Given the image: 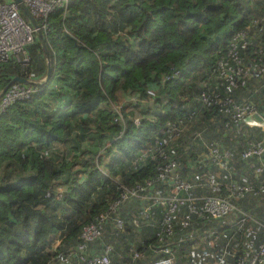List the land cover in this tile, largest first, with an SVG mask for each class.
Instances as JSON below:
<instances>
[{"label": "trees", "instance_id": "16d2710c", "mask_svg": "<svg viewBox=\"0 0 264 264\" xmlns=\"http://www.w3.org/2000/svg\"><path fill=\"white\" fill-rule=\"evenodd\" d=\"M263 8L264 0H67L65 9L50 11L47 27L41 29L49 75L27 98L0 112V264H73L74 257L61 263L55 253L73 250L82 225L98 221L100 213L107 214L101 219L102 233L87 244L85 253H101L108 244L109 264H115V252L120 255L117 264H141L142 260L150 264L152 248L168 242L172 249L177 230H203L204 222L193 217L185 227L172 221V231L162 232V205H151L146 216L138 214L145 197L130 196L113 210L109 204L120 198L123 188L145 185L147 180L146 193L164 192L166 182L156 175L157 165L166 158L176 160L181 177L192 180L207 169L220 170V180L225 179L224 169L205 161L202 143L192 141L198 146L189 150L183 145L185 130L197 116L207 123L195 131L232 149L233 168L239 160L256 161V157L243 159L240 151L249 140L263 137L264 128L243 123L240 128L246 132L239 143L223 144L205 137L216 119L219 128L227 131L222 126L224 116L214 104H204L200 93L218 92L235 101H249L264 115V75L251 73L235 86L213 78L218 56L239 29L247 27L250 40L240 49L243 63L264 61V38L258 43L252 37L253 29L264 30V15L261 21L253 17L256 9L263 14ZM25 50L28 62L24 66L13 58L0 63V88L15 74L26 76L33 71L35 77L44 76L45 56L36 36ZM173 68L179 69L178 76L161 82L162 75ZM147 88L153 89L152 96ZM116 106L120 115L114 111ZM177 118H182L185 129L162 145L166 156L138 158L154 137L164 135L165 122ZM190 169L191 178L186 176ZM217 192L223 194L224 186ZM128 205H135L133 212L125 209ZM153 213V225L146 224ZM115 215L122 219L121 229L113 225ZM135 216L140 222L136 225L132 223ZM108 221L112 242L102 241ZM215 225L217 230L222 226L218 221ZM255 226L249 234L252 249L263 237ZM128 227L136 233V247L125 236ZM145 227L149 232L143 237ZM120 243L123 252L116 249ZM135 250L143 256L132 258ZM172 253L183 264L184 257L173 249ZM240 253L234 252L231 262Z\"/></svg>", "mask_w": 264, "mask_h": 264}, {"label": "built area", "instance_id": "2783aa9c", "mask_svg": "<svg viewBox=\"0 0 264 264\" xmlns=\"http://www.w3.org/2000/svg\"><path fill=\"white\" fill-rule=\"evenodd\" d=\"M35 17L38 27L45 29L47 27V15L54 8L62 7L65 9L67 0H22ZM248 28H242L234 32L228 43V48L221 53L215 63L213 70V78L219 83H226L235 86L237 83L242 84L244 79L251 73L264 75V61H254L250 66L243 63V55L240 51L250 40L248 39ZM35 37V28L28 20H25L20 14L16 4L12 0H0V63L15 59L23 66L28 62L25 47L33 42ZM179 74L178 68L171 69L170 72L164 73L161 82L173 79ZM33 80L32 83H24L20 81H12L0 93V112L3 109L17 101L25 99L29 94L37 89V85L44 76L38 78L34 76L33 71H28L26 75ZM35 78V79H34ZM147 94L153 95L151 88L146 89ZM200 100L204 104H214L216 110L224 116L222 126L231 132H237L241 125L247 124L244 117L251 112L260 113L254 104L249 101H235L230 95H219L218 92L208 94L202 91ZM115 113H120L117 106L114 107ZM263 118L264 115L260 113ZM120 115V114H119ZM135 123L138 118L135 117ZM259 127H264L260 125ZM185 129L182 118L172 121H166L163 127L164 135H157L153 142L144 146L137 157L142 158L145 155L153 156L159 154L161 157L166 156V152L162 149V145L169 138L177 137ZM122 128L119 130V133ZM191 138L199 139L206 149V160L212 165L224 169L225 180H220L221 176L218 172L204 169L197 174L196 180L181 177L177 170V162L174 159L166 158L164 162L157 165L156 177L166 182V190L161 192L159 189H152L146 193V186L150 184L147 180L145 185H135L130 188H123L120 198L109 204L111 210L117 206V203L127 199L130 196L139 198H147L146 204L139 210V216H146L149 208L153 204L162 205L161 227L160 230L165 233L172 231L171 222L177 221L181 227L188 225L189 221L195 217L200 218L204 222L205 228L202 230L209 236L211 233H218L215 222L221 224L223 218L232 216L230 219L229 238L235 240L238 230L243 228L247 222L255 224L262 232V239L256 244L251 252L240 253L231 262L234 252L238 249L231 246L228 251V241L224 242L219 255L207 264H264V220L257 218L248 207L243 206L240 201L246 199H264V136L251 139L246 146L240 151L243 159H251L256 157V161L252 167V175L257 180L256 183L246 181L234 171L231 163L233 151L230 148L223 147L218 141L206 140L202 138L201 130L192 133ZM48 149H42L46 152ZM198 163V167L203 166ZM222 171V170H221ZM202 179L201 182H197ZM203 185L207 190L203 192L196 191L195 187L202 189L199 185ZM223 185L224 193L217 192L218 188ZM60 192V189L58 190ZM57 191V192H58ZM58 192V193H59ZM148 199L149 202H148ZM107 214L100 213L99 220L96 222H88L82 225L79 231V242L73 250L67 253L57 251L54 258L58 262L66 263L74 257L73 264H109L110 245L105 244L101 253H85L87 244L98 239L102 233L101 219H105ZM138 216L132 219V223H138ZM116 229L122 228V219L115 215L112 219ZM202 222V223H203ZM231 226H234L233 230ZM237 230V231H236ZM236 231V232H235ZM160 232V231H159ZM157 232L158 239H161L160 233ZM230 244V243H229ZM154 256L150 264H178L170 249L169 243L164 242L156 248H152ZM143 256L140 251H133L132 258ZM130 264V263H129Z\"/></svg>", "mask_w": 264, "mask_h": 264}, {"label": "rangeland", "instance_id": "374dc122", "mask_svg": "<svg viewBox=\"0 0 264 264\" xmlns=\"http://www.w3.org/2000/svg\"><path fill=\"white\" fill-rule=\"evenodd\" d=\"M263 14L260 12L259 9H256V11L253 14V17L256 18H260V16L264 15V8L262 9ZM261 21V18H260ZM255 27V26H254ZM252 37L254 38V40L256 42H262L261 39L264 38V30H262V28H257L256 30L253 29L252 31ZM200 114H202V112L200 111ZM199 114V115H200ZM207 120L204 118L203 120H201L200 116H197L194 120V122H192L189 126H187L186 128V132H185V137H187V139H183V145H185V147H187V150L191 149V148H196L198 145H194L195 141L197 144L198 142L201 143V141L199 139H195V138H191V135L193 132H195V130H197L201 125L206 124ZM213 125L208 126L207 128V132L205 133V137L207 138H216L218 139L221 143H239V140L242 139L243 137V133L246 132L245 129H238L237 132H231L228 129H223L226 130L227 132L223 131L221 128H219V120L216 119L214 123H212ZM247 138L251 137V134L247 133ZM202 138H204V135H202ZM244 138V137H243ZM246 140V138L244 139V141ZM248 141V140H246ZM5 170L2 169V172H4ZM5 172H8L7 170ZM8 172L6 175L9 176ZM135 204V202H132ZM246 201L244 202V205H246ZM130 205V204H129ZM126 206L125 209L128 211V213L131 211H134V206ZM156 218V214L153 213L151 214V216L149 217L148 221H146V224H150L153 225L152 223L155 221ZM230 219H233L232 216L227 217V218H223L221 220V228L219 229L218 233H211V235L207 236L208 234L206 232H203L201 229H195V228H187L184 230H177V234L176 236L171 240L173 243V250L175 253L179 254L180 257H184L183 259V264H207L209 262H211L212 260H214L220 253L222 247H223V243L228 241V244L230 243L231 246L235 245V240L229 238V232H230V227L226 226L229 225L230 223ZM140 223V222H138ZM109 224V225H108ZM128 225V223L126 224ZM106 228L103 231L102 234V241H107L109 240V242H112L113 238L111 237V233L112 232V228H111V221H108L107 226H105ZM129 229L127 231H125V236L128 238V240L132 241V247H136V245H138V239L136 237V233H133V230L128 227ZM231 228L234 230L235 227L231 226ZM145 233L146 235H143V237H146L148 235L149 232V228L145 227ZM237 231V230H236ZM235 231V232H236ZM242 231H244V229H242ZM245 232V231H244ZM243 232V233H244ZM239 233V232H238ZM237 233V235H239ZM242 233V234H243ZM241 234V235H242ZM123 235L121 234V238L122 241L124 242V237H122ZM127 240V241H128ZM122 242V243H123ZM122 243H120V248H116L119 252H123L124 248ZM178 244H183L185 245L184 247L179 248ZM229 244V245H230ZM93 246H95V244H93ZM154 256V255H151ZM120 258V255L117 254L116 252L113 254L112 259L113 261L116 260L115 264L118 263V260ZM141 262V261H140ZM148 262L145 260H142L141 264H147Z\"/></svg>", "mask_w": 264, "mask_h": 264}, {"label": "crops", "instance_id": "0c3cea01", "mask_svg": "<svg viewBox=\"0 0 264 264\" xmlns=\"http://www.w3.org/2000/svg\"><path fill=\"white\" fill-rule=\"evenodd\" d=\"M43 75H38L37 77L40 78ZM35 79V78H34ZM264 128V127H261ZM240 158V157H239ZM241 159V158H240ZM242 160V159H241ZM254 162L252 160H246V162L240 161L238 162L237 165L234 167V171L241 176L246 181H252L256 182L252 175V167H253ZM192 169L189 170V172L186 174L189 178L192 177ZM220 171V170H218ZM221 174L222 172H218ZM196 176V175H195ZM193 176L191 179L196 180V177ZM224 178V177H222ZM225 180V179H223ZM205 190L204 187L202 189L196 187V191L198 192H203ZM247 202L246 205H244V202ZM245 201H240V203L248 207L250 211L259 219H264V199H246ZM253 225L251 222H247L246 225L243 227L244 233L241 235H237L236 237V243H237V249L239 251H242V253L247 254L248 252L252 251V245H251V239L249 237L250 234V228ZM256 227V226H255Z\"/></svg>", "mask_w": 264, "mask_h": 264}, {"label": "water", "instance_id": "95a60500", "mask_svg": "<svg viewBox=\"0 0 264 264\" xmlns=\"http://www.w3.org/2000/svg\"><path fill=\"white\" fill-rule=\"evenodd\" d=\"M18 9L25 15L27 20L31 23V25L35 28V36L38 39L40 46L43 51V55L45 56V74H44V79L48 77L49 72H50V62H49V57L47 53V49L45 46V42L41 33L40 28L38 27V23L29 10V8L23 3L22 0H12ZM12 81H20L24 83H32L33 80L29 79L27 76H21L18 74L13 75L1 88H0V93L7 87V85L12 82ZM244 121L250 125H264V118L263 116L258 113V112H251L247 114L244 117Z\"/></svg>", "mask_w": 264, "mask_h": 264}]
</instances>
